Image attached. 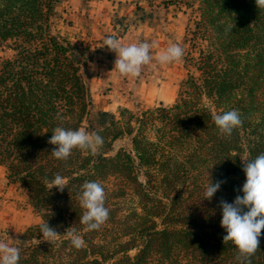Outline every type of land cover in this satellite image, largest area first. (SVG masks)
<instances>
[{"label": "trees", "instance_id": "1", "mask_svg": "<svg viewBox=\"0 0 264 264\" xmlns=\"http://www.w3.org/2000/svg\"><path fill=\"white\" fill-rule=\"evenodd\" d=\"M58 3L0 0V43L14 52L0 61V166L27 190L40 223L60 233L49 243L40 223L28 227L17 242L19 264H238L235 246L223 243L219 202L243 195L242 160L264 154V8L255 0H160L155 5L194 17L174 102L139 114L124 108L119 119L86 126L103 147L59 160L48 143L54 128H85L92 100L82 73L86 49L53 31ZM232 109L243 123L226 136L213 114ZM123 136L128 147L109 154ZM56 174L68 180L63 191L47 189ZM217 180L225 182L204 199ZM85 181L103 184L109 209L92 231L80 223ZM73 228L85 247L66 238ZM259 239L251 264H264V229Z\"/></svg>", "mask_w": 264, "mask_h": 264}, {"label": "rangeland", "instance_id": "2", "mask_svg": "<svg viewBox=\"0 0 264 264\" xmlns=\"http://www.w3.org/2000/svg\"><path fill=\"white\" fill-rule=\"evenodd\" d=\"M159 2L154 0V4L148 5L147 0H60L55 6L53 31L86 49L82 73L92 100V113L84 121L85 128L89 125L99 128L111 115L119 119L124 108L139 114L149 108L170 105L177 97L179 85L187 76L185 55L191 45L194 17L189 9L173 11L170 5L166 10L155 5ZM109 35L125 45L136 41L153 43V57L170 43H178L184 49V56L167 65H158L153 59L142 68L140 76H121L113 68L115 53L104 45ZM7 44L0 43V61L14 53ZM101 112L107 113L102 116ZM128 144V136L118 138L109 154ZM40 222L27 190L9 178L0 166V237L8 234L19 240L28 227Z\"/></svg>", "mask_w": 264, "mask_h": 264}, {"label": "clouds", "instance_id": "3", "mask_svg": "<svg viewBox=\"0 0 264 264\" xmlns=\"http://www.w3.org/2000/svg\"><path fill=\"white\" fill-rule=\"evenodd\" d=\"M256 7L264 8V0H255ZM234 25L227 29L231 31ZM105 47L115 53L113 68L121 76L136 78L140 76L142 68L149 65L153 59L158 65H167L174 61H180L184 56V49L178 43H170L168 47L153 57V43L136 41L125 45L114 36H106ZM213 120L219 131L230 136L234 129L242 126L241 114L237 109L213 114ZM48 143L54 145L51 153L54 158L66 160L73 149L97 154L103 147V137L95 132H89L86 128L78 129L54 128ZM243 165L245 182L240 191L243 195H237L233 202L223 199L219 206L222 211L220 225L225 230L223 243L231 242L237 249L238 264H251V257L260 250L261 230L264 229V154L254 159L244 158ZM225 181L217 180L209 182L204 191V199L211 200ZM67 178L56 174L51 181L45 180L47 189L53 187L57 191L67 188ZM80 194V206L84 209L80 217V223L86 231L99 229L109 218V209L105 206L106 192L102 183L97 181H85L82 184ZM246 209V210H245ZM42 240L49 243L58 240L60 233L50 227L47 221L40 223ZM71 244L79 249L86 246L83 235L73 228L66 233ZM37 240V239H36ZM18 239H12L8 234L0 237V264H19L21 247ZM40 240H37V244Z\"/></svg>", "mask_w": 264, "mask_h": 264}]
</instances>
